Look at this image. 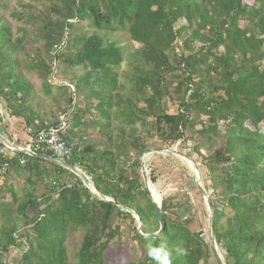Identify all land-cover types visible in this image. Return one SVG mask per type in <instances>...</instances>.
<instances>
[{"label":"trees","instance_id":"16d2710c","mask_svg":"<svg viewBox=\"0 0 264 264\" xmlns=\"http://www.w3.org/2000/svg\"><path fill=\"white\" fill-rule=\"evenodd\" d=\"M11 4L0 0V136L15 144L0 139V264H115L128 232L135 261L124 264H221L196 176L153 154L157 200L160 180L177 189L162 200L159 234L141 158L175 147L206 177L225 264H264V0ZM121 30L137 46L126 83L109 39ZM9 117L26 138L13 140ZM62 117L65 162L86 179L41 158L52 152L16 150Z\"/></svg>","mask_w":264,"mask_h":264},{"label":"rangeland","instance_id":"374dc122","mask_svg":"<svg viewBox=\"0 0 264 264\" xmlns=\"http://www.w3.org/2000/svg\"><path fill=\"white\" fill-rule=\"evenodd\" d=\"M30 3V0H12V4H11V7H17L18 4H29ZM10 12L7 14V16H9ZM109 39L111 41H114V42H117V44L119 45V47H121L123 49V53H124V57H125V61L122 65V67L120 68V72H121V80L123 83H126L127 82V79H126V75L130 74L131 73V70H132V66H131V62H130V59H133L134 57V53H135V48L137 47L131 40L130 38V35L128 33L127 30H121V31H118L116 33H110L109 35ZM172 110H175L174 108ZM8 117V116H7ZM63 118V117H62ZM7 121L11 122L14 126H10L7 124L6 126V129L8 131V133L12 134V138L13 140H17V139H24L26 138L24 133H23V129H22V125H21V121H17V118H8ZM17 123V124H16ZM15 130V131H14ZM15 145V144H13ZM190 145V144H188ZM24 147V145L22 146ZM191 147V145H190ZM175 150L179 151L178 147H175L174 148ZM181 152V151H179ZM191 150H184L183 153H190ZM153 155H147L146 159H145V162H148L147 164V168L148 166L150 165V162H151V159L153 158L152 157ZM164 156H173V155H164ZM176 157L177 159L180 160L181 164L182 165H185L187 167V169L189 171H193V169L191 167H189L188 163L185 162L184 160L180 159L179 157L177 156H174ZM198 165H200L196 160H194ZM146 165V164H145ZM200 168V166H199ZM201 171V169H200ZM143 173V172H142ZM85 174V173H84ZM86 175V174H85ZM201 178H202V186L203 188L205 189V186H204V178H206L205 176H203V173L201 171ZM198 180L197 177L195 178V181ZM162 181V182H161ZM24 182L25 180L23 178H17V182H16V189L20 192H23L24 191ZM167 181L165 179H162L160 180V185L159 187L157 186H154L157 194L159 195L160 199L158 201H162L165 197H167L168 195L170 194H173V193H176L177 192V189L174 187V186H171L170 184H167L166 183ZM198 184V183H197ZM3 185V183L1 182L0 183V186ZM94 191V190H93ZM93 196H98L99 195H94ZM8 197V196H7ZM203 199L205 201V206L207 208V210H205V212L203 213V209L201 208L200 212H201V216L204 220L205 223H208L209 222V226L207 227L206 225L204 226V230H202V232H204V237L206 236V234H208L209 232V235H210V239H212V236H211V229H210V224H211V214H210V211L208 209V206H207V203H206V200L204 198V195H203ZM136 220H137V224L140 226V222H139V218L137 216H135ZM139 229V227H138ZM131 237L130 233L128 232L125 236V243L124 244H121L119 245L118 247V252L116 253V262L115 264H124L125 262H130L132 263L133 261H135L134 259V256L131 255V251L130 250H127L125 245L127 243V240ZM75 241L72 242L69 246L71 247V249H74L75 247ZM19 254L18 252H15V254ZM15 254H12L10 255V257L8 258V262H14L16 259H14V255Z\"/></svg>","mask_w":264,"mask_h":264},{"label":"water","instance_id":"95a60500","mask_svg":"<svg viewBox=\"0 0 264 264\" xmlns=\"http://www.w3.org/2000/svg\"><path fill=\"white\" fill-rule=\"evenodd\" d=\"M0 139L7 145V146H13L12 143H10L7 139H5L4 137H1L0 136ZM153 154H160V155H173V156H177L179 157L180 159L184 160L185 162H191L193 164V173L194 175L197 177L198 180H196V183H198V186L199 188L201 189L203 195H204V198L206 200V203H207V206H208V209L210 211V214H211V224H210V229H211V236H212V240H213V246L215 248V250L217 251L218 253V257H219V260L221 262V264H225L224 262V258H223V255L219 252V249H218V245H217V242L214 238V235L212 233V219H213V208L211 206V203H210V197H209V194L206 192V190L203 188L202 186V176H201V171H200V168H199V165L194 161L192 160L191 158H189L188 156H186L184 153H181L175 149H172V150H165V151H156V150H153L149 153H147L146 155H144L141 159V162L143 164V167H142V172H143V178H144V181H145V184L149 190V192L151 193L152 195V198L154 200V203L156 205V208H157V212H158V215H159V219H160V223H161V231L159 234L163 233L164 231V228H165V224H164V219H163V212H162V201H158L157 198L155 197V194L150 186V181H149V178H148V173H147V170H146V167H145V164H144V160H145V157H147V155H153ZM42 159L44 160H48L49 162H52V163H55L59 166H62L64 167L65 169L75 173L76 175L82 177V179H86L85 178V175L78 169L76 168L75 166H72V165H69L67 164L66 162L64 161H61V160H58V159H47L45 157H41ZM110 202V201H109ZM139 222H140V227H139V230L141 232V228H142V222L141 220L139 219ZM158 234V235H159ZM151 238H156L157 235H152L150 236Z\"/></svg>","mask_w":264,"mask_h":264},{"label":"built area","instance_id":"2783aa9c","mask_svg":"<svg viewBox=\"0 0 264 264\" xmlns=\"http://www.w3.org/2000/svg\"><path fill=\"white\" fill-rule=\"evenodd\" d=\"M66 127V122L62 118V125L58 128H53L49 132H42L38 134L35 139L29 140L25 147L16 148V150L36 156L39 152H52L56 159L64 161L71 160L73 156V149L69 147L61 137V132H63ZM22 161V165H24ZM94 195H99L93 186H90Z\"/></svg>","mask_w":264,"mask_h":264},{"label":"bare ground","instance_id":"6f19581e","mask_svg":"<svg viewBox=\"0 0 264 264\" xmlns=\"http://www.w3.org/2000/svg\"><path fill=\"white\" fill-rule=\"evenodd\" d=\"M189 167L193 168L192 165L188 162Z\"/></svg>","mask_w":264,"mask_h":264},{"label":"clouds","instance_id":"9594fccd","mask_svg":"<svg viewBox=\"0 0 264 264\" xmlns=\"http://www.w3.org/2000/svg\"><path fill=\"white\" fill-rule=\"evenodd\" d=\"M27 143H28V141H27ZM25 147V146H24ZM22 148V147H21ZM36 156H38V155H36ZM97 192V191H96ZM99 194V193H98ZM99 196H100V194H99Z\"/></svg>","mask_w":264,"mask_h":264},{"label":"crops","instance_id":"0c3cea01","mask_svg":"<svg viewBox=\"0 0 264 264\" xmlns=\"http://www.w3.org/2000/svg\"><path fill=\"white\" fill-rule=\"evenodd\" d=\"M17 124V123H16ZM142 159V158H141ZM145 159H146V157H145ZM144 162H145V160H144ZM145 167H146V165H145ZM193 172V171H192Z\"/></svg>","mask_w":264,"mask_h":264}]
</instances>
